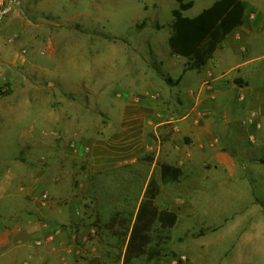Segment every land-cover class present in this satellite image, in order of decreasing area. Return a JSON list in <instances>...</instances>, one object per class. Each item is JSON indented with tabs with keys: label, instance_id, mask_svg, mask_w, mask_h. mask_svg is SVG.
<instances>
[{
	"label": "rangeland",
	"instance_id": "1",
	"mask_svg": "<svg viewBox=\"0 0 264 264\" xmlns=\"http://www.w3.org/2000/svg\"><path fill=\"white\" fill-rule=\"evenodd\" d=\"M184 1L194 2L184 11L193 17L216 0ZM244 1L247 25H252L255 3L264 10V0ZM178 6L179 0H20L0 27V174L29 175L27 198L42 214L34 212L24 226L47 224L45 247L55 248L46 251L51 264H191L188 248L199 236L207 241L200 264H264V146L249 140L254 125L248 109L237 121L215 128L223 134L220 146L236 165L234 172L217 170L223 182L218 193L214 186L211 193L196 195L204 211L195 218L184 217L183 179L162 182L152 167L164 139L160 135L159 142L154 130L158 105L152 101L160 99L163 89L157 79L166 91L187 93L198 72L187 71L190 61L171 51ZM260 28L252 36L257 44L253 55L263 74L264 23ZM37 92L52 99L50 108L62 111L60 121L48 130H32L31 146L22 147L30 121L20 120L17 112L24 97ZM147 109L154 113L142 124ZM165 134L171 139L172 134ZM142 145L146 151L137 154ZM152 180L161 187L154 205L175 211L180 220L172 228L156 222L147 253L126 262L130 231ZM213 203L224 206V216L211 215L221 214L210 207ZM237 219L239 225L224 236L225 227ZM53 221L61 226L65 242L55 235ZM219 221L222 226H208ZM26 229L22 233L31 234ZM248 232L250 237L243 239ZM213 237L218 243L210 241ZM37 256L41 262L42 254Z\"/></svg>",
	"mask_w": 264,
	"mask_h": 264
},
{
	"label": "crops",
	"instance_id": "2",
	"mask_svg": "<svg viewBox=\"0 0 264 264\" xmlns=\"http://www.w3.org/2000/svg\"><path fill=\"white\" fill-rule=\"evenodd\" d=\"M255 8L256 11L250 14L252 25H247L246 14L243 26L227 36L207 65L201 69H195L198 72L193 80L196 79V81L193 85L190 84L187 93L170 90V88H167L168 91H166L157 79L158 88L163 89L159 91L160 99L155 102L152 101V105H158L156 107L158 110L155 111L156 124L154 130L159 133V136L155 137L159 142L160 135L164 139L156 148L152 167H156L160 174L163 163L181 168L184 202L187 203L188 209L187 213H184L186 220H191L198 213L201 214L204 211L201 212L197 202L196 195L200 191L209 190L211 193L214 186H218L216 191L218 193L220 186L223 185L222 179L218 178L217 170H228L227 168H229L230 172H234L233 167L236 165V159L230 151L220 146L223 134L219 130L216 131L215 128H218L221 123L228 122L227 124H229L237 121L238 115L244 111V108L248 109L250 112L249 123L254 125V128L248 130L249 140L264 146V73H260L259 68L254 66L257 57L253 55V49L257 44L252 37L254 31H260V27L263 26L264 10L256 3ZM154 80L156 79L154 78ZM24 98L26 99L24 103H21L23 104L22 109L18 110L17 113L20 114V120H29L30 124L29 129L22 135L24 139L22 140L23 144L20 145L29 148L32 144V130L52 128L49 125L60 121L61 114L59 113L62 111L50 108L52 99L45 92L41 94L37 92L33 96ZM32 100L38 102L37 107L31 106ZM236 101H242L245 107H240L241 105H238ZM163 102L171 104L172 107H163ZM59 104L62 109L67 108V106H63L64 104L67 105L66 102L63 105L61 102ZM148 109L142 113V124L147 115L154 113ZM76 113L78 114V110ZM222 118H225L224 122ZM36 119L37 121H35ZM32 120L35 122L34 124H32ZM139 121L141 122V119ZM165 132L172 134L171 139H167L168 136ZM46 141V138L43 139L44 143ZM137 149L136 153L140 155L146 151L143 145L138 146ZM13 160L20 162L17 157ZM18 166L19 164L16 167L18 168ZM213 168L216 171H212ZM27 175L0 174V202L6 199V204L0 206V264H51L46 251L48 249L52 252L55 248L51 250L45 247L47 243L44 238L48 233L47 224L38 222L39 225L37 223L31 229L25 227L26 223L32 222L31 218L26 219L28 216L30 217L34 212L42 214L41 210L33 206L27 198L32 189L25 180ZM31 175L35 176V174ZM210 187L212 190L208 189ZM216 193L211 198L212 201ZM220 205L222 204L213 203L210 205L211 208L221 210V214L212 213L213 217L224 216L222 215L225 210L224 206L222 209L217 208ZM201 222L204 223L203 219ZM221 222L208 223V226L219 227L223 225ZM239 223V219L229 223L225 227L227 231L224 232V236L225 233L234 231ZM51 226L57 229L55 235L61 234V241L65 242L61 226H58L56 221H53ZM24 229L31 234L22 233ZM248 237H250L249 232L243 239L247 240ZM218 239V237H213L210 241L216 244ZM37 241L43 242V246H37ZM206 242L205 238L199 236L189 245V263L200 264L204 262L202 252ZM262 242L264 243V241ZM205 249L208 250L207 247ZM38 254H42L41 262L38 261L40 260ZM242 256L250 257L246 254Z\"/></svg>",
	"mask_w": 264,
	"mask_h": 264
},
{
	"label": "trees",
	"instance_id": "3",
	"mask_svg": "<svg viewBox=\"0 0 264 264\" xmlns=\"http://www.w3.org/2000/svg\"><path fill=\"white\" fill-rule=\"evenodd\" d=\"M193 4V1L179 0V6L173 10V32L169 44L173 55L190 61L188 69H201L213 58L227 36L243 26L248 7L244 0H216L196 16L184 15V11ZM181 176L180 167L169 163L161 164L162 182H179ZM160 191V184L152 180L130 231L126 262L147 253L152 240L151 230L156 222L163 228H172L178 220L175 211L159 209L154 205Z\"/></svg>",
	"mask_w": 264,
	"mask_h": 264
},
{
	"label": "built area",
	"instance_id": "4",
	"mask_svg": "<svg viewBox=\"0 0 264 264\" xmlns=\"http://www.w3.org/2000/svg\"><path fill=\"white\" fill-rule=\"evenodd\" d=\"M20 0H0V27L6 17L12 13L19 5ZM1 74V67H0Z\"/></svg>",
	"mask_w": 264,
	"mask_h": 264
}]
</instances>
